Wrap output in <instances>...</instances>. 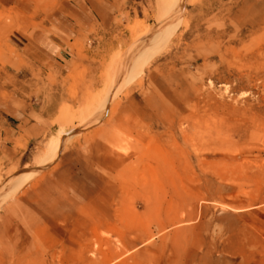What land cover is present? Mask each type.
Listing matches in <instances>:
<instances>
[{
  "label": "rangeland",
  "instance_id": "obj_1",
  "mask_svg": "<svg viewBox=\"0 0 264 264\" xmlns=\"http://www.w3.org/2000/svg\"><path fill=\"white\" fill-rule=\"evenodd\" d=\"M179 3L0 0V264H264V0Z\"/></svg>",
  "mask_w": 264,
  "mask_h": 264
},
{
  "label": "bare ground",
  "instance_id": "obj_2",
  "mask_svg": "<svg viewBox=\"0 0 264 264\" xmlns=\"http://www.w3.org/2000/svg\"><path fill=\"white\" fill-rule=\"evenodd\" d=\"M177 1V4H176V9L177 10H180V0H176ZM175 9V10H176ZM91 117V115L87 114V115H84V117H78L77 119L79 120V123H82V122H85L87 121V119H89ZM105 264V263H104Z\"/></svg>",
  "mask_w": 264,
  "mask_h": 264
}]
</instances>
